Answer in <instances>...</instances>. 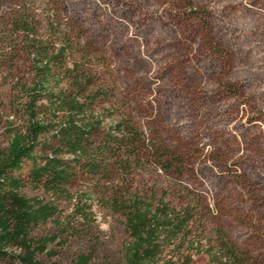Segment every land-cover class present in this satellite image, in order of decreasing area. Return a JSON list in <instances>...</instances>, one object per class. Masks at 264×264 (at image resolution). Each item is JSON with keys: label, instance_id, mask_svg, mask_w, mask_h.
Listing matches in <instances>:
<instances>
[{"label": "rangeland", "instance_id": "1", "mask_svg": "<svg viewBox=\"0 0 264 264\" xmlns=\"http://www.w3.org/2000/svg\"><path fill=\"white\" fill-rule=\"evenodd\" d=\"M36 1L39 14L48 2L57 6L94 49L115 95L100 109L125 108L143 133L136 189L187 188L204 213L196 234L214 240L221 232L264 264V0ZM21 2L0 0V151L20 123L21 68L8 51L15 47L8 22ZM28 168L21 195L35 261L74 264L90 255L88 264H123V218L106 205L101 183L84 177L44 192L29 186Z\"/></svg>", "mask_w": 264, "mask_h": 264}, {"label": "trees", "instance_id": "2", "mask_svg": "<svg viewBox=\"0 0 264 264\" xmlns=\"http://www.w3.org/2000/svg\"><path fill=\"white\" fill-rule=\"evenodd\" d=\"M36 3L22 0L8 22L15 37L8 51L21 68L20 123L0 151V264H39L27 245L32 217L21 195L27 165V183L44 192L60 193L84 177L101 183L106 205L123 218V264H192L196 256H205L207 264H256L221 232L214 240L196 234L204 213L187 188L136 189L146 156L143 133L125 108L100 109L115 95L94 49L62 20L57 6L48 2L39 14ZM152 155L157 166L160 157L153 149ZM90 259L79 256L74 264Z\"/></svg>", "mask_w": 264, "mask_h": 264}]
</instances>
